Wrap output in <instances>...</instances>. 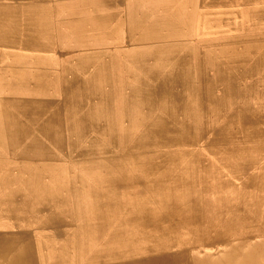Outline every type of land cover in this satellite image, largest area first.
Returning <instances> with one entry per match:
<instances>
[{
	"label": "bare ground",
	"instance_id": "obj_1",
	"mask_svg": "<svg viewBox=\"0 0 264 264\" xmlns=\"http://www.w3.org/2000/svg\"><path fill=\"white\" fill-rule=\"evenodd\" d=\"M20 9L45 19L0 18V90L7 94L0 96V264H264V110L221 111L216 102L231 93L216 95L204 80L177 91L186 80L177 65L153 72L143 65L129 96L111 105L93 82L115 77L95 69L97 56L67 69L48 52L49 44L102 42L119 22L147 40L152 0H0L2 12ZM190 50L184 48L182 64ZM178 96L182 125L190 124L181 131L173 116L165 117ZM137 100L141 105L130 109ZM122 118L131 125L118 126ZM135 122L145 126L134 131ZM69 126L95 128L127 148L96 154L89 148L81 180L66 175L60 169L76 158L65 150ZM32 186L61 202L47 210L41 229L30 231L20 224L18 195Z\"/></svg>",
	"mask_w": 264,
	"mask_h": 264
},
{
	"label": "rangeland",
	"instance_id": "obj_2",
	"mask_svg": "<svg viewBox=\"0 0 264 264\" xmlns=\"http://www.w3.org/2000/svg\"><path fill=\"white\" fill-rule=\"evenodd\" d=\"M152 2L153 10L149 24H153V28H150L153 35L147 40L138 39L142 33L140 29L128 34L126 33L124 22H119V25L116 27V29H118L117 32H113L114 34L110 35V38H103L102 42L89 41L85 42L83 45L81 44L83 43L82 40L79 42L67 41L61 44V47H55V45L49 44L48 52L55 58L58 66L61 68L66 67L67 69L76 66L83 56H97L98 59L96 60L95 69L101 70L103 74L110 71L109 75L115 77L114 79L104 82L102 76H99L97 77L99 80L95 79L93 82L94 85H100L97 92L102 94L103 99L107 100L108 98L111 105L116 104L118 98L129 96V88L136 87L138 83L137 74L139 75V71L143 65V68L149 70L148 72L169 71L172 67H176L177 65V67H181V72H184L183 74L186 75V80L181 81V83L185 84L181 86L178 85L176 87L177 91H182L183 88L190 86L191 83L195 84L197 87V85L201 84L204 80L208 81L209 84L206 82L207 86H203V88H213L214 94L216 95H219L221 91H229V93H231V97L228 101L225 99V101L216 102V104L220 106L221 111L232 109L235 105L236 107L238 105L246 106V108L251 107L253 110H264V43L260 42L263 38L261 35L264 33L263 0H254L252 2L253 4H250L247 0H152ZM242 8L244 9L243 15L240 13L238 16L241 15V17H236V10ZM42 15L44 14L26 12L25 9L9 12L0 11L1 20L12 24L17 19L29 17L34 18L37 16V19H45V15ZM256 15L258 17H256ZM235 27L239 28V30L235 31ZM154 28H157V35L154 32ZM22 36L23 35L20 37ZM31 37H33V35L30 36V38ZM246 39L247 41L243 43L237 42L238 40L244 41ZM21 40L24 39L21 38ZM188 47L191 49L189 52L190 56H188L185 61L183 60L182 64L183 50ZM83 48H85V50H80ZM10 52L16 54L27 53L29 51L22 48H13L10 49ZM173 56L180 57L175 60ZM220 60L222 61L220 62ZM172 61L174 63H172ZM136 65L138 67H136ZM183 66L184 68H182ZM136 71L137 73H135ZM189 74H191L192 77ZM139 77H141V75H139ZM189 82H191L190 85H188ZM250 88L252 90H250ZM5 95L7 94L0 90V96ZM232 95L235 96L234 100ZM241 98L243 99L241 100ZM173 101L174 103L171 104L172 108H166V110L168 109V113L165 117L170 119V117L173 116L175 120L172 121V126L175 127V129L180 131L186 127L188 129L190 124H185L186 126L182 125L181 113L183 111V102L182 104L181 102L179 103V96ZM220 102H222V104ZM137 105H141L139 101H133L130 109H133ZM119 111L120 115L124 117L120 107ZM164 114L165 112L161 111L159 115L164 116ZM168 114L170 116H168ZM118 115L119 112L117 110L113 116L115 118ZM191 116V121H194V114ZM124 119L125 118H122L121 122H118V126H122L123 128L129 127L132 122L129 120L126 122ZM101 123L102 122H98L97 128H103V123ZM191 125V128H195V123H191ZM71 126H69V129L66 130L62 136L65 138V142H67V146L65 147L67 155L70 153L69 156H76V158L71 163H67L69 166L66 165L67 167L60 169L62 173H66V175L71 173L72 176L81 180L86 174L85 168H87L88 162L82 157L85 152L87 154L91 152L96 154L98 150L105 147L110 153H113L117 149L123 151V149L127 148L124 140L119 139L116 142H110L111 140L109 141L106 133L101 135L104 137L103 138L95 128H91L90 131L85 129V132L84 130L76 132V126ZM144 126L145 125L141 122H135L133 124V129L134 131L142 130ZM91 141L94 142V144ZM113 143L116 146H114ZM73 144L76 146H73ZM127 159L128 156L122 160V163H129L130 158ZM91 165L93 164L91 163ZM66 178L69 179L68 176ZM30 188L24 187L18 196L22 195V200L24 199L19 211L20 224L31 231L41 229L44 219L50 218L47 210L51 206L59 205L61 201L55 198V196L47 192H42L34 186L31 188L33 190H29ZM44 224H46V221ZM1 229L3 230L2 227H0V230ZM11 231H15L14 227L11 228Z\"/></svg>",
	"mask_w": 264,
	"mask_h": 264
}]
</instances>
